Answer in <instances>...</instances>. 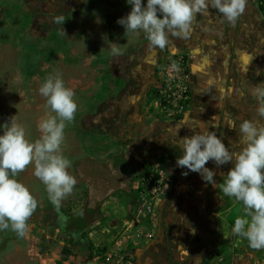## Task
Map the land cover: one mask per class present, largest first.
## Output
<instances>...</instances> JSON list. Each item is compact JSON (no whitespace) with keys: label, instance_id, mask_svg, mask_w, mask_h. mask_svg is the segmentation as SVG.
Masks as SVG:
<instances>
[{"label":"crops","instance_id":"0c3cea01","mask_svg":"<svg viewBox=\"0 0 264 264\" xmlns=\"http://www.w3.org/2000/svg\"><path fill=\"white\" fill-rule=\"evenodd\" d=\"M142 3L146 6L147 0ZM247 5L248 0L240 16L243 24L248 14ZM131 8L128 0L0 1L3 62L0 72L9 74L16 66L20 82L14 81L15 87L24 90L19 98L33 97L34 111L23 110L18 115L25 137L35 142L41 136L40 120L55 115L49 108L45 111L46 100L39 88L50 75H59L65 86L74 91L77 103L74 120L66 122L64 129L61 143L64 148L60 150L66 153L80 152L89 139L95 141L93 148L103 158L121 150L120 140L137 136L150 140V137L158 136L170 145L167 155L175 151L178 158L183 154L180 137L204 132L215 133L229 150H240L243 147L240 124L250 120L258 126L264 125V117L257 111L260 104L252 93L253 86L263 82L262 73L256 74L259 62L251 69L246 66L249 59H261L262 52L256 40L251 48L241 50L236 57L227 56L218 47L222 39L215 30L222 14L212 7L206 15H196L189 36L169 33L167 53L183 54L187 60L189 104L177 119L167 120L150 111L149 107L157 89L159 61L165 50L150 46L142 31L126 34L124 26L117 23L130 13ZM57 16H63L65 22L54 23L53 18ZM13 28L16 29L14 32ZM25 44L32 46L33 55L22 53L21 46ZM113 44L119 49L118 55L111 52ZM30 57L37 61L35 69L28 71ZM5 87L12 88L10 83ZM229 120L234 122V127H229ZM68 146L73 149L65 150ZM126 149L130 160L137 159L133 146ZM205 167L215 172L214 184H208L199 173L179 167L176 187L158 202V219L172 232L171 244L175 245L173 232L181 214L184 219L189 218L194 212L202 213L207 204L214 219L207 247L211 252L205 263L216 257L215 252L224 243V255L230 264H255L264 248L253 249L247 239L232 232L235 219L244 215V206L220 190L232 164L217 167L209 161ZM140 170L139 165L132 167L131 162H126L121 173L112 171L122 180H128L129 186ZM182 172L189 174L183 176ZM130 196L132 199L131 193ZM87 200L94 199L88 194ZM96 206H91L92 212ZM134 254L143 259V263L135 264L149 263L147 246L137 249ZM130 264H134L133 259Z\"/></svg>","mask_w":264,"mask_h":264},{"label":"clouds","instance_id":"9594fccd","mask_svg":"<svg viewBox=\"0 0 264 264\" xmlns=\"http://www.w3.org/2000/svg\"><path fill=\"white\" fill-rule=\"evenodd\" d=\"M130 13L117 23L124 26L126 34L142 31L150 46L164 49L169 44L168 34L189 36L197 14L206 15L209 7L215 8L228 22H235L245 11L247 0H128ZM63 24V16L53 18ZM65 35V32H62ZM113 44L111 52L119 54ZM172 67L179 71L178 65ZM257 70V75H260ZM39 93L46 100V107L55 115L42 118L38 123L41 133L35 142L25 137V129L15 117L3 124L0 135V230L11 228L23 238L28 230V220L38 202L28 187L16 179L30 164L34 175L45 186L52 204L59 208L63 199L71 195L77 183L69 172L70 161L60 150L66 122L74 120L77 103L74 91L65 86L59 75L49 76L41 84ZM252 93L264 117V82L254 85ZM214 118V117H213ZM229 127L234 122L228 121ZM241 144L238 151L229 150L213 132L180 137L183 154L177 158V167L199 173L208 184H214L215 172L205 167L212 161L217 167L228 163L232 167L220 185L223 195L242 202L244 215L237 217L232 232L247 239L253 249L264 248V125L244 120L240 124ZM188 172H182L187 176Z\"/></svg>","mask_w":264,"mask_h":264},{"label":"rangeland","instance_id":"374dc122","mask_svg":"<svg viewBox=\"0 0 264 264\" xmlns=\"http://www.w3.org/2000/svg\"><path fill=\"white\" fill-rule=\"evenodd\" d=\"M15 30L13 28V32ZM21 50L26 56L34 52L28 44L22 45ZM1 56L0 51V70L3 63ZM35 61L36 58L30 57L28 71L35 69ZM10 70L9 74L0 72V126L10 122L12 117L22 125L18 121L19 113L23 110L28 113L34 111L32 96L25 97L26 100L19 98L24 90L15 87L14 81L20 82L16 66ZM7 83H10L11 89L5 87ZM22 104H25L24 107ZM45 111L48 112V108ZM2 134L3 127H0ZM26 139L34 142L31 138ZM88 140L80 152L70 154L61 150L62 155L70 161L68 172L77 180V186L61 204L65 212L72 213L82 207L88 194L98 203L96 211L92 212L90 208L86 210V214L96 219L91 221L87 215L84 239L91 249L87 251L79 246L72 247L68 237L61 238L56 231H49L42 224L41 214L49 206V197L46 186L33 174L34 165L30 164L16 179L28 187L38 206L27 222L28 230L23 238L10 227L0 230V264H130L135 251L146 245L152 233L150 229L156 225V213L137 215L128 192V180H122L112 171L122 172L119 158L110 155L100 158L97 149L93 148L96 147L95 141ZM68 149L73 148H65ZM75 224H84L83 218L79 216ZM224 251L225 244L222 243L219 251L215 252L216 257L204 264H230ZM255 264H264V249L260 250Z\"/></svg>","mask_w":264,"mask_h":264},{"label":"flooded vegetation","instance_id":"af4514ba","mask_svg":"<svg viewBox=\"0 0 264 264\" xmlns=\"http://www.w3.org/2000/svg\"><path fill=\"white\" fill-rule=\"evenodd\" d=\"M247 6L248 14L244 24L240 21V17L235 22H228L223 16L220 18L219 24L215 29L219 32L222 39L218 47H221V50L231 58V55L236 57L241 50L246 51L251 48L256 40V45L262 52L261 59L259 61L258 58L249 59L246 66L251 69L254 63L259 62L258 69L262 73V81L264 82V16L260 12L261 8L257 0H248ZM210 29L213 30L212 24H210ZM254 34H257V36ZM167 46L163 49L165 52H167ZM152 137H150V140L142 136L130 137L126 141L120 140L119 147L121 150L113 154V157L119 158L120 168L126 162H131L132 167L139 165L144 168L160 155L166 156L170 145L162 142L158 136L157 138L153 137V140H151ZM127 146H133L136 149L137 159L130 160L126 156ZM162 157L157 161L163 164ZM175 187L176 185L170 192ZM94 202L95 200L88 201L86 196L80 209L76 212L67 213L61 208V205L56 208L49 199V206L41 214L42 224L49 231H56L59 237H68L72 247L79 246L88 249L89 245L84 239L85 227L83 224H75V221L80 216L83 218V222H87L84 215L88 208L94 207ZM158 202L153 209L156 217L158 216L156 212L158 211ZM213 219L211 208L207 204L202 213L194 212L192 216L185 219L183 214H181L180 220L175 226V232H173L176 243L172 245V232L157 217L155 219L156 225L150 229L152 233L149 234L148 242L145 245L150 252L148 264H204L207 254L211 252L207 247L211 240ZM133 261L134 264L135 262L143 263L141 256L137 257L135 254Z\"/></svg>","mask_w":264,"mask_h":264},{"label":"built area","instance_id":"2783aa9c","mask_svg":"<svg viewBox=\"0 0 264 264\" xmlns=\"http://www.w3.org/2000/svg\"><path fill=\"white\" fill-rule=\"evenodd\" d=\"M264 16V0H258ZM178 65L179 71L172 67ZM187 60L183 54L164 52L159 61L157 89L154 93L150 111L167 120L177 119L189 104V85ZM142 168L135 174L129 185L134 209L137 215L153 214V209L160 198L168 194L176 185L179 167L176 165L177 154L163 156ZM163 158V164L157 161Z\"/></svg>","mask_w":264,"mask_h":264},{"label":"trees","instance_id":"16d2710c","mask_svg":"<svg viewBox=\"0 0 264 264\" xmlns=\"http://www.w3.org/2000/svg\"><path fill=\"white\" fill-rule=\"evenodd\" d=\"M128 187H129V186H128ZM128 192H129V194H130V190H129V188H128ZM96 204H97V206H98V203H96ZM96 204H95V205H96ZM97 206H96V207H97ZM94 211H96V209H94ZM87 215L91 218V221H95V220H96L94 217H91L90 214H87ZM85 219H86V218H85ZM85 219H84V220H85ZM83 226L86 227V226H87V222H84ZM90 249H91V247L89 246V247H88V250H90Z\"/></svg>","mask_w":264,"mask_h":264},{"label":"water","instance_id":"95a60500","mask_svg":"<svg viewBox=\"0 0 264 264\" xmlns=\"http://www.w3.org/2000/svg\"><path fill=\"white\" fill-rule=\"evenodd\" d=\"M84 217L86 218L87 224H88V216H87V214H85Z\"/></svg>","mask_w":264,"mask_h":264}]
</instances>
